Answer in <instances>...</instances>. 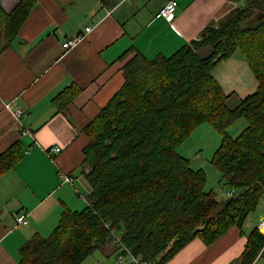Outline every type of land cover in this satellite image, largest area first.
Here are the masks:
<instances>
[{
  "label": "trees",
  "instance_id": "trees-1",
  "mask_svg": "<svg viewBox=\"0 0 264 264\" xmlns=\"http://www.w3.org/2000/svg\"><path fill=\"white\" fill-rule=\"evenodd\" d=\"M100 1L112 7L119 0ZM36 2L18 0L11 10L0 2V50L12 44ZM204 44L213 50L201 56ZM238 48L258 87L231 105L234 93L224 91L213 69ZM124 75L85 127L86 206L65 210L48 236L35 233L21 248L22 264H81L113 243L112 228L135 253L164 264L195 237L211 244L232 225L244 231L264 196V0H247L170 55L148 58L136 51ZM78 91L68 86L54 104L65 109ZM240 118L247 124L233 136L228 128ZM204 121L222 135L212 163L235 191L225 201L206 189V170L178 152ZM22 152L19 141L0 154V175ZM262 255L264 233L254 226L234 264H252Z\"/></svg>",
  "mask_w": 264,
  "mask_h": 264
},
{
  "label": "crops",
  "instance_id": "crops-1",
  "mask_svg": "<svg viewBox=\"0 0 264 264\" xmlns=\"http://www.w3.org/2000/svg\"><path fill=\"white\" fill-rule=\"evenodd\" d=\"M167 1L119 0L108 7L100 0H37L18 36L0 50V154L15 142L23 148L0 175V264H22L21 248L35 233L48 236L65 210L86 206L91 186L82 163L90 140L85 127L123 85L124 65L135 52L170 55L247 0H178L173 22L159 15ZM0 2L11 10L18 0ZM88 24L93 30L64 50L67 37ZM212 50L204 44L198 53ZM213 75L234 93L231 105L258 87L240 48L219 61ZM71 85L79 91L59 110L53 98ZM52 145L61 151L48 153ZM19 212L28 214L27 223L17 222ZM243 230L232 225L211 244L195 237L164 264H234L250 231ZM104 250L115 255L113 243ZM262 257L252 264H264Z\"/></svg>",
  "mask_w": 264,
  "mask_h": 264
},
{
  "label": "rangeland",
  "instance_id": "rangeland-1",
  "mask_svg": "<svg viewBox=\"0 0 264 264\" xmlns=\"http://www.w3.org/2000/svg\"><path fill=\"white\" fill-rule=\"evenodd\" d=\"M259 15V14H258ZM245 118L238 119L228 128V133L233 136L238 135L246 126ZM222 139L221 133L207 121L202 122L178 147L181 155L191 159V165L194 168L203 167L207 173L206 189L213 190L218 200H227L228 191L231 186L222 177L220 170L212 163L213 154ZM264 218V196L261 198L258 206L253 210L244 222V229L251 230L259 225ZM120 233V232H119ZM115 255L108 250L97 249L90 254L84 264H115ZM264 262V255L261 263Z\"/></svg>",
  "mask_w": 264,
  "mask_h": 264
},
{
  "label": "built area",
  "instance_id": "built-area-1",
  "mask_svg": "<svg viewBox=\"0 0 264 264\" xmlns=\"http://www.w3.org/2000/svg\"><path fill=\"white\" fill-rule=\"evenodd\" d=\"M178 6V0H168L166 4L161 8L159 15L164 16L168 21L173 22L176 10ZM94 28V24H88L85 26L83 31H80L72 36L67 37V39L63 42L62 47L64 50H69L70 48L77 45L81 40L85 38V36L91 32ZM23 110L18 109L15 111V115L17 118H20ZM61 147L59 145L50 146L47 151L48 153H56L61 151ZM65 179L69 182L73 183V177L65 176ZM235 191L230 189L228 191V196H233ZM16 220L18 223H27L28 222V214L25 212H19L16 214ZM259 230L264 233V218L260 221L259 225H257ZM112 236H113V244L115 245V264H151L150 261L145 259L142 254L135 253L130 247H128L124 241L122 240L121 234L115 229L112 228Z\"/></svg>",
  "mask_w": 264,
  "mask_h": 264
},
{
  "label": "water",
  "instance_id": "water-1",
  "mask_svg": "<svg viewBox=\"0 0 264 264\" xmlns=\"http://www.w3.org/2000/svg\"><path fill=\"white\" fill-rule=\"evenodd\" d=\"M263 14H259V17H262Z\"/></svg>",
  "mask_w": 264,
  "mask_h": 264
}]
</instances>
